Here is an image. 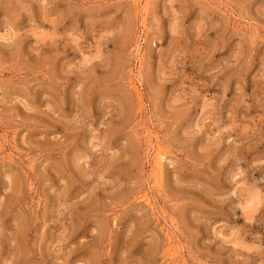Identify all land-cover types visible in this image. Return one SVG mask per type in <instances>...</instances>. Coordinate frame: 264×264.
Returning a JSON list of instances; mask_svg holds the SVG:
<instances>
[{
	"label": "rangeland",
	"instance_id": "obj_1",
	"mask_svg": "<svg viewBox=\"0 0 264 264\" xmlns=\"http://www.w3.org/2000/svg\"><path fill=\"white\" fill-rule=\"evenodd\" d=\"M0 264H264V0H0Z\"/></svg>",
	"mask_w": 264,
	"mask_h": 264
}]
</instances>
